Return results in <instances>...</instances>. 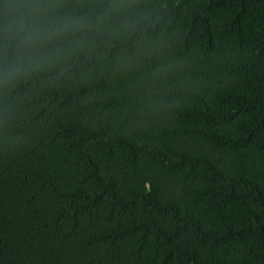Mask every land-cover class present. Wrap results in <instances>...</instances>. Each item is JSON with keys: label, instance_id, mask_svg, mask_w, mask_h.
<instances>
[{"label": "trees", "instance_id": "1", "mask_svg": "<svg viewBox=\"0 0 264 264\" xmlns=\"http://www.w3.org/2000/svg\"><path fill=\"white\" fill-rule=\"evenodd\" d=\"M21 12L48 33L0 82V264H264V0Z\"/></svg>", "mask_w": 264, "mask_h": 264}, {"label": "clouds", "instance_id": "2", "mask_svg": "<svg viewBox=\"0 0 264 264\" xmlns=\"http://www.w3.org/2000/svg\"><path fill=\"white\" fill-rule=\"evenodd\" d=\"M47 33L44 23L23 12L0 20V35L23 37L15 52L11 51L9 43L0 44V82H11L29 70L26 65L38 67L43 62L46 54L41 48Z\"/></svg>", "mask_w": 264, "mask_h": 264}]
</instances>
